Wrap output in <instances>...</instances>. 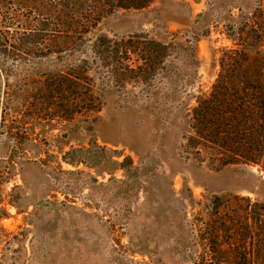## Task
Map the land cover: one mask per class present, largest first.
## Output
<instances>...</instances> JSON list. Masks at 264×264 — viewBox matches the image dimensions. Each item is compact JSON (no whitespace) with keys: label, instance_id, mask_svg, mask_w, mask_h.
<instances>
[{"label":"rangeland","instance_id":"obj_1","mask_svg":"<svg viewBox=\"0 0 264 264\" xmlns=\"http://www.w3.org/2000/svg\"><path fill=\"white\" fill-rule=\"evenodd\" d=\"M4 1L0 264H208L201 233L215 194L238 232L230 247L264 264V158L217 168L184 149L190 109L215 80L221 51L237 47L226 26L261 0H152L103 17L77 43L58 35L49 0ZM100 34L160 41L168 55L150 75L115 77L93 51ZM130 58L112 63H141ZM83 62L92 110L64 111L41 86Z\"/></svg>","mask_w":264,"mask_h":264},{"label":"trees","instance_id":"obj_2","mask_svg":"<svg viewBox=\"0 0 264 264\" xmlns=\"http://www.w3.org/2000/svg\"><path fill=\"white\" fill-rule=\"evenodd\" d=\"M49 1L54 7L52 12H56L57 26L61 28L58 35H65L66 42L74 43L89 39L100 20L114 11L143 9L152 3V0ZM226 28L228 38L237 47L221 51L215 80L206 94L196 98L187 115L188 135L184 144V149L192 150L197 156L206 154L210 165L215 167L239 162L260 163L264 158V0L237 26ZM7 38V33L0 31V44ZM93 45L94 53L112 68L115 77L123 76L121 69L150 75L160 69L168 55V45L153 39L142 42L130 37L118 42L100 34ZM131 55L141 63L135 67L112 63V59L131 60ZM86 72L83 62L78 69L69 68L47 78L41 88L50 98L59 94L64 111L70 105L91 111L93 97L89 94ZM223 207L224 197L217 194L206 204L211 219L201 233L207 246L202 255L208 254V264H253L250 250L230 247L229 240L238 232L230 231L222 220Z\"/></svg>","mask_w":264,"mask_h":264}]
</instances>
